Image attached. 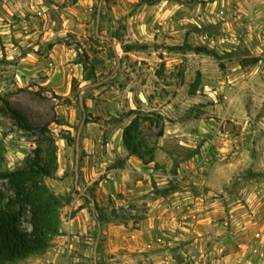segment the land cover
Segmentation results:
<instances>
[{
    "label": "rangeland",
    "instance_id": "obj_1",
    "mask_svg": "<svg viewBox=\"0 0 264 264\" xmlns=\"http://www.w3.org/2000/svg\"><path fill=\"white\" fill-rule=\"evenodd\" d=\"M99 3L0 0V105L48 129L24 131L0 111V170L24 166L38 146L46 155L53 142L57 170L44 182L64 198L47 250L6 264H144L145 239L131 240L154 198L173 208L172 264H264V105L250 82L230 88L238 63L264 64V0H103L97 36ZM221 35L225 43L209 41ZM85 54L89 81L77 63ZM115 72L83 93L82 110L81 88ZM128 126L142 160L154 154L149 192L132 194L136 180L123 169ZM1 191L11 194L3 180ZM81 191L101 224L95 259V213Z\"/></svg>",
    "mask_w": 264,
    "mask_h": 264
},
{
    "label": "trees",
    "instance_id": "obj_2",
    "mask_svg": "<svg viewBox=\"0 0 264 264\" xmlns=\"http://www.w3.org/2000/svg\"><path fill=\"white\" fill-rule=\"evenodd\" d=\"M197 53L217 55L207 47H195ZM89 56L77 61L83 66V80L94 78L95 72L88 64ZM259 59L253 57L251 64ZM245 65L244 62L241 63ZM75 81V79H74ZM74 89L79 88L74 86ZM0 111L14 120L16 125L28 132L47 134V127H36L20 110L14 108L5 99ZM90 121V117L86 119ZM129 126L124 131L125 146L132 155L144 159L139 146L129 139ZM52 142V139H49ZM2 147L0 144V154ZM148 161H154L153 151H149ZM57 170L56 146L53 142L43 155L42 147H37L34 155L26 159L22 167L14 170H0V180L6 182L11 192L6 195L0 192V264L15 263L32 255L42 254L50 246L52 238L60 230V208L63 206V195L56 194L44 182L45 177H52Z\"/></svg>",
    "mask_w": 264,
    "mask_h": 264
},
{
    "label": "crops",
    "instance_id": "obj_3",
    "mask_svg": "<svg viewBox=\"0 0 264 264\" xmlns=\"http://www.w3.org/2000/svg\"><path fill=\"white\" fill-rule=\"evenodd\" d=\"M253 32L254 31H250V33L244 32L246 45L251 52H254V50L258 48L257 45L259 43L257 35H254ZM226 50H228L227 52H232L231 48ZM257 55L258 54H256V56ZM236 68H239L240 71H236L231 75L232 86L228 84L227 87L230 86L232 90L238 91V88L242 87L244 82H250L251 85L254 86L251 87L255 93L253 94L254 103L264 105V64L261 65L259 63L249 66L248 68H242L241 64L238 63ZM240 94L241 91L238 92L237 97H239ZM227 112L229 118H231L233 109L230 107ZM261 119L264 120V116H262ZM129 162L126 163L123 169L131 174L133 180H136L134 184L132 183V185L135 186L133 190H131L132 194L149 192L152 188L151 176L154 174L156 161H144L131 155ZM148 179L150 180L147 181ZM152 201V203H149V206L153 207L149 209L146 217L141 221V230L137 229L134 231L136 236L134 235L133 237L136 241L131 240V243L137 245L140 236H143L142 238L145 239L146 242H142V250L147 251L148 255L146 257L147 261L144 264H172L177 244L175 240L179 238L177 236L178 232L174 228L175 221L173 213H171L173 208H164V210H162L163 208H161V205L159 206L160 199L154 198ZM159 213H163L165 216H161ZM160 234H163L165 237H162ZM196 241H198V239H195V242Z\"/></svg>",
    "mask_w": 264,
    "mask_h": 264
},
{
    "label": "water",
    "instance_id": "obj_4",
    "mask_svg": "<svg viewBox=\"0 0 264 264\" xmlns=\"http://www.w3.org/2000/svg\"><path fill=\"white\" fill-rule=\"evenodd\" d=\"M102 1L103 0H100V3H99V7H98V12H97V19H96V34L97 36H100L99 35V26H100V11H101V7H102ZM102 38L104 39H107L106 36H101ZM119 63V62H118ZM119 65V64H118ZM119 68V66H118ZM116 75V72L113 73L112 75H110L109 77L101 80V81H98L96 83H92V84H88V85H85L84 87L81 88L80 90V105H81V108L83 110V103H82V95L83 93L89 89V88H92V87H96V86H99V85H102L104 83H106L107 81L111 80L112 78H114ZM85 125V119H83L82 123H81V126L78 130V134H77V157H76V169H78V161H79V149H80V146H79V139H80V135H81V132H82V129H83V126ZM77 184V182H76ZM81 193L87 197H89L92 201V204H93V210H94V222H95V225H96V229H97V232H98V237L96 239V245H95V249H94V259H95V254H96V251H97V246H98V242H99V238H100V235H101V224H100V221L96 215V205H95V201L94 199H92L89 195H87L85 192H82ZM97 264V263H96Z\"/></svg>",
    "mask_w": 264,
    "mask_h": 264
},
{
    "label": "built area",
    "instance_id": "obj_5",
    "mask_svg": "<svg viewBox=\"0 0 264 264\" xmlns=\"http://www.w3.org/2000/svg\"><path fill=\"white\" fill-rule=\"evenodd\" d=\"M227 40V37H223V35L221 36H216V37H210L209 41L212 43V44H223L225 43ZM227 135L226 134H222V140L223 141H227ZM225 143V142H224Z\"/></svg>",
    "mask_w": 264,
    "mask_h": 264
}]
</instances>
